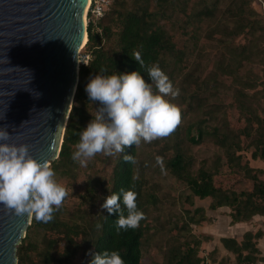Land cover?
<instances>
[{
    "label": "trees",
    "instance_id": "1",
    "mask_svg": "<svg viewBox=\"0 0 264 264\" xmlns=\"http://www.w3.org/2000/svg\"><path fill=\"white\" fill-rule=\"evenodd\" d=\"M250 1L113 0L106 16L88 25L85 50L91 58L80 67L61 151L50 164L56 176L72 181L82 169L72 153L79 142L78 134L99 107L85 92L89 79L98 73L139 71L147 80L146 67L158 64L180 90L179 97L167 99L180 107L181 120L167 137L151 143L142 141L126 147L124 153H101L91 159L89 166L102 157L109 159L110 177L99 180L88 176L74 213L61 206L48 223L32 217L26 231L35 228L44 235L39 243L27 235L21 240L17 264H74L80 252L83 264H90L89 253L105 250L118 251L125 264H143L154 212L161 210L165 201L154 176L147 174L150 161L159 156L155 173L163 171L185 185L190 199H210L213 211L228 208L230 225L249 223L255 216L264 215V170L252 166L254 161H264V21L254 18ZM239 37L245 42L238 43ZM203 40L222 43L217 60H210L205 68L193 59L203 54ZM134 53H139L145 67L134 60ZM254 63L262 65V77L247 69ZM223 92L225 97L231 93L228 101ZM235 115V121L231 120ZM158 146L172 153L158 154L153 150ZM210 146L216 148L211 157H196L194 148L198 152ZM127 154L134 162L124 161ZM122 188L137 194L138 210L146 218L138 228L118 232L117 215H110L101 205L104 198ZM191 214L187 212L189 219L182 224L167 216L168 227L162 223L156 226L158 233L166 232L170 238L163 264H208L200 252L203 241L209 238L194 235L191 225L206 226L213 219L203 208ZM262 235L258 230L246 232L241 240L222 238L223 247L235 261L224 256L218 264H256L262 260L258 248ZM82 236L84 241H79ZM215 254L217 249L209 256Z\"/></svg>",
    "mask_w": 264,
    "mask_h": 264
},
{
    "label": "water",
    "instance_id": "2",
    "mask_svg": "<svg viewBox=\"0 0 264 264\" xmlns=\"http://www.w3.org/2000/svg\"><path fill=\"white\" fill-rule=\"evenodd\" d=\"M88 0H0V128L50 165L59 157L79 81ZM32 216L0 205V264H17Z\"/></svg>",
    "mask_w": 264,
    "mask_h": 264
},
{
    "label": "clouds",
    "instance_id": "3",
    "mask_svg": "<svg viewBox=\"0 0 264 264\" xmlns=\"http://www.w3.org/2000/svg\"><path fill=\"white\" fill-rule=\"evenodd\" d=\"M133 55L139 66L145 67L139 53ZM146 71L147 80L139 71L98 73L89 79L85 92L90 101L99 103V107L78 134L79 142L74 146L72 158L81 167H87L88 161L97 154L113 156L142 141L151 143L167 137L180 123V107L167 99L179 97L180 90L158 64L146 67ZM10 139L7 130L0 128V205L17 217L27 214L37 222L48 223L63 205L68 191L57 182L55 171L46 161L38 162L30 155L27 145L10 144ZM123 159L134 162L128 154ZM136 199L134 191L123 188L104 198L101 209L117 215L118 232L138 228L140 221L146 218L138 210ZM89 255L90 264H125L118 251L105 250Z\"/></svg>",
    "mask_w": 264,
    "mask_h": 264
},
{
    "label": "rangeland",
    "instance_id": "4",
    "mask_svg": "<svg viewBox=\"0 0 264 264\" xmlns=\"http://www.w3.org/2000/svg\"><path fill=\"white\" fill-rule=\"evenodd\" d=\"M251 7L255 12L254 18L258 19L260 22L264 21V0H251ZM177 17H174L176 19ZM180 24V23H179ZM170 28V26H169ZM238 43L245 42V39L243 37H239L237 39ZM201 48L203 54L199 57L198 55L195 56L193 59L198 60L201 67L205 68L209 61L212 60L216 61L217 57L221 51L222 43L218 41L213 40H203L201 43ZM248 70H252L256 75L262 77V65L259 63H254L247 67ZM262 87H260L261 89ZM227 96V93L223 92V97ZM231 96V93H229L228 97H225V100H229V97ZM176 104V103H175ZM236 115L231 118V120L235 121ZM148 150L152 151L150 148ZM153 150H158V154L162 153L163 155H170L172 152H165L160 146ZM195 152V155L198 159L204 158V157H211L213 153L216 151V148L213 146H210L208 149H200V151L197 152V148L193 149ZM161 156H159L160 158ZM90 161V160H89ZM89 161L87 163V167H81L82 169L77 174V177L75 180H65L63 178H60L58 176H55V179L57 182L62 184L64 187H66L68 191V195L66 199L63 202V207L69 212L74 213V211L79 206V200L80 195L83 192L85 188V182L88 178V176L95 177L99 180H107L112 171V164L109 159H106L102 157L101 160L93 162L92 166H89ZM149 166V172L147 173L148 176H154V182L158 185L159 190L164 193V202L162 203V209L157 210L154 212V220H153V228L150 226L149 233L148 234V241L146 245L143 248V264H163V258H164V252L169 248L170 238L168 234L165 233H158L157 228L159 227L158 223H162L165 227H168V217L178 219L179 224H182L185 219H189L187 216V212H190L193 214V211L197 208H203L205 210L206 216L213 219V222L211 224H214L218 219H221L222 216L228 213L229 216V209L225 208V210H221L223 208H220L216 211H213L210 209V199H204L200 200L199 198H192L190 199V192L187 189L185 185H182L181 183L177 182L172 176L169 174H166L163 171H160L159 173H155L153 171V168L156 169L157 166V158H153L150 161ZM252 166L260 169H264V161H254L252 162ZM88 167L91 168V170H88ZM246 186V184H243ZM247 187V186H246ZM192 201V203H191ZM99 208V205L96 207V209ZM221 211V212H220ZM191 214V215H192ZM177 223V224H178ZM173 225V224H172ZM171 225V226H172ZM157 226V228H156ZM192 233L196 236L201 237H208V240L203 241L201 245V252L200 256L206 257L208 264H214V259H218L220 257V254L213 255L212 257L209 256V254L213 251V249H217V243L213 242L214 238L210 236H204L201 234L200 226L197 225H191ZM27 235V238L35 243L41 242L44 232L37 230L35 228H30L28 231H26L25 236ZM79 241H84V236L80 237ZM230 257L231 261H235V257L231 258L230 255H227ZM211 261V263L209 262ZM85 262V259L82 255V252H80L77 257L74 260V264H83Z\"/></svg>",
    "mask_w": 264,
    "mask_h": 264
},
{
    "label": "crops",
    "instance_id": "5",
    "mask_svg": "<svg viewBox=\"0 0 264 264\" xmlns=\"http://www.w3.org/2000/svg\"><path fill=\"white\" fill-rule=\"evenodd\" d=\"M221 210H225V208ZM230 221L231 219L227 213L222 216L221 219H218L216 222H214V224L200 226L202 235L213 237V242H218L217 250L218 254H220V257L217 259V262H214V264H218V261L224 256L230 255L231 258L233 257V254L229 253L223 247L221 243L222 238H235L237 240H241L246 232L250 231L255 233L258 230H261L263 232L262 238L258 240V248L260 250V257L262 258V260L258 261L256 264H264V215L255 216L249 223H238L235 225H230ZM209 262L211 263V261Z\"/></svg>",
    "mask_w": 264,
    "mask_h": 264
},
{
    "label": "built area",
    "instance_id": "6",
    "mask_svg": "<svg viewBox=\"0 0 264 264\" xmlns=\"http://www.w3.org/2000/svg\"><path fill=\"white\" fill-rule=\"evenodd\" d=\"M112 3L113 0H88L87 11L85 14L87 27L90 23L104 18ZM85 46L79 53V67L86 66L91 58L90 54L86 52Z\"/></svg>",
    "mask_w": 264,
    "mask_h": 264
},
{
    "label": "bare ground",
    "instance_id": "7",
    "mask_svg": "<svg viewBox=\"0 0 264 264\" xmlns=\"http://www.w3.org/2000/svg\"><path fill=\"white\" fill-rule=\"evenodd\" d=\"M86 11H87V6H86L85 14H86ZM87 41H88V37L86 35V37L84 39L83 47L87 44Z\"/></svg>",
    "mask_w": 264,
    "mask_h": 264
}]
</instances>
